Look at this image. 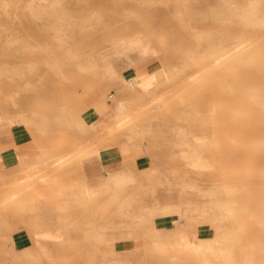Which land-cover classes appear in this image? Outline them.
Instances as JSON below:
<instances>
[{"label":"rangeland","instance_id":"rangeland-1","mask_svg":"<svg viewBox=\"0 0 264 264\" xmlns=\"http://www.w3.org/2000/svg\"><path fill=\"white\" fill-rule=\"evenodd\" d=\"M252 1L0 0V264H264V0ZM135 30L154 53L132 51ZM123 50L133 61L115 62L152 71L117 98L103 62ZM92 106L114 123L99 128ZM144 143L162 178L140 187L137 215L78 196L83 157L117 145L129 160ZM172 213L180 229H151ZM113 217L133 229L80 228ZM131 232L135 261L114 247Z\"/></svg>","mask_w":264,"mask_h":264},{"label":"crops","instance_id":"crops-1","mask_svg":"<svg viewBox=\"0 0 264 264\" xmlns=\"http://www.w3.org/2000/svg\"><path fill=\"white\" fill-rule=\"evenodd\" d=\"M131 64H127L126 62L114 63L113 71H116V73L110 76V85L112 86L111 96L115 94L117 98L122 96L126 97L127 93L122 90L124 84H126L124 80L133 77L139 71H152L149 67L135 69ZM113 105L114 103L110 104V106ZM88 110L92 113L93 121L99 128L102 127L101 125L109 126L115 121L114 115L105 107L92 106ZM152 127L151 124L149 126L147 125L145 126V130L150 129L151 131ZM150 149H152L150 145L144 143L142 148L143 152L134 154L129 160H125L117 145H108L100 153H93L83 157L81 159V167L78 168V173L82 182V187L78 196L83 200H87L83 188L84 184H86L91 187L94 192V197L91 200H87L93 201V207L106 206L107 208L103 210V212L109 215H115L119 212L132 214L133 216L137 215L144 204L138 199L144 198L147 204V199L150 197L141 193L140 187L162 178L161 158H159L158 154L150 155L148 153ZM145 170H148V175H145L143 172ZM126 177L129 179H126ZM152 197L153 196H151V198ZM133 198L138 199L134 201ZM83 213H89V211H84ZM176 216L177 214L175 213L156 215L150 222L151 229H180V227H175L174 221ZM133 222L132 220L131 222L127 221L126 223H122L119 222L116 217H113L112 219L109 218L107 221L97 222V225L93 227L80 225V228L98 229L100 224L109 229V233L106 235L107 237H119L120 235H117L116 231L132 230L133 227H131V225ZM83 223L80 222L78 224ZM124 224H129V226L122 227ZM183 225H187L185 228L189 231V234H206L201 227H191L186 223H183ZM125 235L126 237L117 238L115 240L114 247L121 251L120 257L125 260H139L142 254L133 251L136 250L135 245L141 246V243L138 244L141 239L140 234L131 232L129 236H127V233ZM63 239L64 236L60 238V241H63ZM108 241H111V239ZM19 245L22 247L24 246L23 243H19Z\"/></svg>","mask_w":264,"mask_h":264},{"label":"bare ground","instance_id":"bare-ground-1","mask_svg":"<svg viewBox=\"0 0 264 264\" xmlns=\"http://www.w3.org/2000/svg\"><path fill=\"white\" fill-rule=\"evenodd\" d=\"M257 2H259V0H253L252 1V5L253 4H256ZM146 35H144L143 33H141L139 30H135L133 32V34L131 35L130 39H129V43L132 47V51L136 54V52H139L140 54H150V53H154V49H152V47L150 46V44L147 42L146 40ZM114 47H116L114 45ZM122 50V49H120ZM117 54H112L113 52H109L110 55H111V58L110 59H107L103 62V67L106 71V74L107 76H109L110 74H113L115 73L114 70V66H113V62L116 60V59H119V58H123L127 63H130L133 61V55L132 53H128L126 51H116ZM107 58V57H106ZM56 66V65H55ZM55 69V68H54ZM154 72V71H153ZM147 78V74L146 72L145 73H140L139 75H137L136 77H132L130 79L127 80V82L132 85V84H137V83H142L145 81V79ZM120 107L123 108V107H126L124 103H121L120 104ZM126 109V108H125ZM123 109V110H125ZM124 113V111H123ZM122 113V115H123ZM126 115L124 114V117ZM119 117H121V115H119ZM78 125V124H77ZM134 127V126H133ZM136 129V128H135ZM195 139L198 140V141H203L204 138H201L200 136H195ZM188 156H187V159L191 162V163H196L197 161H195L194 159V156L192 154L191 151L188 152ZM116 176V175H115ZM116 178V177H115ZM128 177H126L127 179ZM129 179V178H128ZM53 180L52 178H43L41 181L42 184L46 185L48 183V181H51ZM112 182V181H111ZM110 184V182H109ZM84 193L86 195V198L87 199H92L94 197V192L92 190L91 187L85 185L84 186ZM13 196V195H12ZM11 196V198H12ZM15 196V195H14ZM13 196V198H14ZM13 198H12V201H13ZM10 200V199H9ZM191 243V242H190ZM163 245L165 244L164 242H156V245ZM194 247L199 249L201 247V242L200 240H196L194 243ZM174 245L176 247H186L187 245H189V242H185L183 240V238H177V240L174 242ZM205 249H206V246H205ZM208 250H210L211 248L210 247H207Z\"/></svg>","mask_w":264,"mask_h":264}]
</instances>
